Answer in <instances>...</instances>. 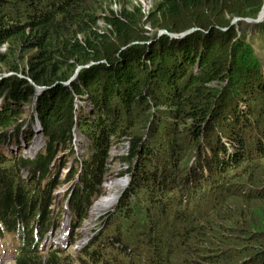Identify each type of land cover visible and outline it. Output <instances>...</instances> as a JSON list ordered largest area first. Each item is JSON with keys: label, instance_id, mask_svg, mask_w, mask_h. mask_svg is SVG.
I'll return each mask as SVG.
<instances>
[{"label": "trees", "instance_id": "obj_1", "mask_svg": "<svg viewBox=\"0 0 264 264\" xmlns=\"http://www.w3.org/2000/svg\"><path fill=\"white\" fill-rule=\"evenodd\" d=\"M262 9L264 0H156L148 14L134 0L118 10L101 0H0V71L11 73L0 77V219L27 232L38 207L31 196L48 198L58 184L26 182L29 162L5 151L34 134L17 110L29 102L53 154L71 144L78 125L96 150L91 167L100 165L102 180L113 141L130 144L122 168L139 188L102 218L99 235L112 241L78 253L87 264H264V215L250 207L264 200V123L236 140L231 156L219 127L225 122L239 133L247 117L264 111V62L240 30ZM252 27L264 42V22ZM233 84L242 89L233 92ZM34 85L45 92L37 100ZM245 96L259 100L239 102ZM149 123L158 143L168 133L167 143L143 138ZM1 152L14 156L8 166ZM156 160L163 164L153 166ZM31 164L44 177L49 161ZM31 244L15 264H46L39 255L62 253Z\"/></svg>", "mask_w": 264, "mask_h": 264}, {"label": "rangeland", "instance_id": "obj_2", "mask_svg": "<svg viewBox=\"0 0 264 264\" xmlns=\"http://www.w3.org/2000/svg\"><path fill=\"white\" fill-rule=\"evenodd\" d=\"M101 1H103L105 6H108L110 4V6L113 9L118 10L121 7L122 3L126 0H101ZM120 2H122V3H120ZM134 2L137 5H139L146 14H148L150 11H152L155 4H156V0H134ZM240 30L246 31L248 33L247 36L249 35L250 42H251L254 50L256 51L258 56L260 58H262V60L264 62V42H263L262 37H260V36H262V34L260 32H257V28L252 27V23L248 28H246L244 26H240ZM6 48L7 47H5L3 49V51H5ZM27 56H29V54ZM263 66H264V64H263ZM263 69H264V67H263ZM0 73H1L0 77H8L11 75V73H8V72L6 73V72L0 71ZM263 75H264V71H263ZM26 80L29 82L28 78H26ZM34 86H35V90L37 91L36 96H35V100H37L38 97H43L45 92H44V90H42V88L37 87V85H34ZM240 86L241 85L233 84L231 88L233 89V92H236L237 88H239ZM240 89H242V87H240ZM244 99H246V100H244ZM258 100L259 99H256L255 97L245 96V97H243L242 100L240 99L239 102L242 101L244 103L245 101H247L248 103H250V102H254V101L257 102ZM79 103H80V101H79ZM245 105L246 104H242L241 108H245ZM17 110L22 117H25L27 121L29 120V123L31 126L30 130H33V129L37 130V128L43 130V122H42L41 118H39L40 115L39 116L37 115L36 104H31L29 102L24 104V102H22L20 104V106L17 107ZM38 114H39V111H38ZM77 117H79L78 114H77ZM251 119H253L254 121H252ZM261 123H264V111H261L259 113H254V117H251V116L247 117L245 122H243L242 125L241 124L239 125V126L244 127V129L239 131V133H237V130L239 128L229 129L228 128L229 126H227L225 124V122L220 123L219 127L223 128L220 131L221 145H223L229 151V148L227 145H233L234 146L236 140L242 139L246 133H248L249 135H255V133L257 132L256 129L260 128L259 126L261 125ZM138 124H139V122H137V125ZM185 124L191 125V121L187 120V121H185ZM171 125H173V124H171ZM191 128L192 127L189 126L188 131H190ZM173 132H174V134H177L179 136H182V134H183V132L178 133L175 126L173 128ZM154 134H155V132L152 130V125L149 123V125L147 126V132L144 133L143 138H148L152 141H155V143H157L159 145H164L165 143H167L168 133H166L163 136V139H161V141L164 142V144L161 142L158 143ZM231 136H233L232 139H231ZM72 137H73V140L75 138L76 139L79 138L77 131H75L73 133ZM33 138L36 141H34L32 148H34L35 144L40 141V136H39V134H37V136L34 134ZM58 142H59L58 145H61L62 142L59 140H58ZM64 142L67 143L66 138H65ZM146 144L149 147V143H144L143 144L144 147H142V148H146L147 147ZM188 145L189 144L186 145V148L188 147ZM128 149H129V142H128L127 138H123L120 141L115 139L113 141V144L109 150L110 158L107 160V163L105 164L107 176L103 179V183H102L103 188L101 190V195L98 196V199L90 207V209L88 211V217L81 224V226L76 229V240H79L82 237L84 238V240H88V239L92 238V236L97 231H99V229H100V221H101L103 211H105L107 208H113L114 205L117 203L116 202L112 205L111 202H109L110 200H108L107 201L108 204H107L104 202V200H107L108 198H112V196L115 195L123 187V186L121 187L120 185L123 184V182L125 181L126 172H124L123 168H122L124 166V162H125V161H122V157L125 156V153L128 151ZM196 149H198V148H195L194 150H196ZM199 149H200V151H202V142H201V148H199ZM140 154H142V153H140ZM1 155L3 157L7 158L6 163L4 162V166H8L12 162L11 158L14 157L10 152H4V153L1 152ZM232 155H235V154H232ZM58 157H61L60 160L63 159L62 154H59ZM197 157L198 156L193 155L191 157V159L197 158ZM229 157L226 158L225 163L221 166L222 169L226 168L225 165H226V162L229 160ZM150 158L152 159L154 157H150ZM143 159H145V158H138V162L141 163V162L145 161ZM150 162L153 163V166L163 164V163L159 164V160H156V162H154V161H150ZM150 162H148V163L151 166L152 164ZM235 164H236V162L233 163V165H235ZM263 166H264V164H263ZM65 170H66V168H63L61 165H59V172L56 175L55 179L61 178L63 176L62 174ZM47 173H48L47 175L51 174V169L49 166H48ZM255 173H257V172H255ZM129 174H131V173H129ZM55 182H58V180H55ZM119 182H120V185L117 186V184ZM68 186H70L69 183H62L61 185L57 184V189H52V192H51L54 196H56L54 208L56 209L59 206L61 209L65 210V213L62 214V218H64L62 224L63 223L64 224L67 223V224L64 225L63 232L66 230L72 229L71 223H68L66 221V218L68 217V212L66 211V209L64 207V205L67 203L68 191H67L66 187H68ZM49 187L51 189V184L49 185ZM262 187H264V186H262ZM20 189L25 190V193H26V188L23 184L20 185ZM63 189H66V190H63ZM98 189H99V186L97 187L95 192ZM160 191H162V190L160 189ZM95 192L91 195V198L95 195ZM121 192H122V190L120 191V194H121ZM76 195H77V198L79 201H83V197H82L83 195L80 192V190L76 191ZM49 199L50 198L45 197L43 199V203L46 204L49 201ZM98 200L101 202H99L97 204ZM250 207L253 208L255 211L259 210L264 215V200L259 201V202L258 201L252 202L250 204ZM80 247H81L80 244L76 245L74 247L70 246V248H72V249L62 251V253L60 255L51 256L47 253H44V254L39 255L37 260H39V263H46V264H50L52 261H59L60 263H66V264H87V262L84 260L85 258H82L81 256L78 255L79 250H81V249H79ZM0 264H15V262L12 263V261H7V262H3Z\"/></svg>", "mask_w": 264, "mask_h": 264}, {"label": "clouds", "instance_id": "obj_3", "mask_svg": "<svg viewBox=\"0 0 264 264\" xmlns=\"http://www.w3.org/2000/svg\"><path fill=\"white\" fill-rule=\"evenodd\" d=\"M37 87H39V86H37ZM39 88H42V87H39ZM42 90H43V88H42ZM75 127L72 130V135L75 131H77L79 138L78 139L75 138L73 140V137L71 136L73 143L71 142V144H69L65 150L59 149L54 154L47 149V144H48L49 140L46 138L45 133H43V130L39 129V128H37V130H35V129L32 130L36 136H37V134H39V136H40V141L35 144L34 148H32V147H33L34 141H36V140H33L30 143H22V144L11 143L9 146H7L5 148V151H16L17 153H22L23 161L24 162L27 161L30 164L33 163V161H35L37 159H43L45 161L46 160L49 161L48 166L51 169V174L47 175L48 174L47 173L48 166H47V169L44 171V177L46 178L47 183L45 184L44 187H48L50 184L54 183L55 180H58V182H55V183H58V185H61L62 183H69V184H74L77 188L79 186L85 185V183L87 181H90V180L93 181V185H90L89 191H88L90 194L87 196L83 192V194H82L84 196L83 201H79L78 199H76L75 195H71V196L67 195V197H71L72 202H71L70 206L65 208V209L68 212V217H72V219H73V228L71 230L65 231V232H63V227L65 224L64 223L62 224V222L64 220V218H62V214L65 213V210L61 209L59 206L56 209L54 208L56 196H54L51 193L50 197H48L50 199L46 204L43 203V199L36 200L37 199L36 197L31 196L32 199L37 201V203L35 205H37L38 207H37V210L35 212L34 220L31 222V224L29 226L26 227L27 233L31 234L33 231H37L38 233L42 232L45 235L51 233V236H53L56 231H60V233L63 235L64 234L67 236L70 235V241L66 245V248H64V249H58V248L37 249L36 248L39 253H44V251L48 252V251H50V249L64 251V250L72 249V248H70V246L74 247V246L79 245V244L81 245V247L79 248L81 250H79V252H81L83 250L88 249L93 243H98V241H100V240L102 242H107V241L111 242L112 241V239L107 237V236H100L99 235L100 229H99V231H97L92 236V238H90L88 240H84L83 237L79 240H76V229L78 227H80L81 224L88 217V211H89L90 207L98 199V196L101 195V190L103 188V185H102L103 180H102V178L100 179V175L102 176V174L104 172H102L100 170V168H99L100 165H98L97 163L93 167H91V163L95 162L94 155L96 153V150L93 147V145H91L90 141L82 134V132L80 130H78V125H75ZM34 134H33V136H34ZM227 146L229 148V151L227 150L228 155H232V154L236 153V151H237L236 147L231 146V145H227ZM129 147H130V144H129ZM59 154H62V156H63L62 160H60L61 157H58ZM79 155L80 156H91L92 159H91L90 163H87L85 165V171L82 174L79 181L77 183H74L73 181L76 179V177L78 176L79 173L75 169V167H73V168L70 167L68 165V163L71 162L72 157L77 158ZM31 165H33V164H31ZM59 165H61L63 168H66V170L63 172V174H62L63 176L61 178L55 179L56 175L59 172ZM124 165L127 166V163H125ZM22 168H23L22 169V177L24 179H26V182L32 181L33 178L39 179L41 181L40 176L43 174L42 170L37 169V168H35V166H33L30 173L28 175H26V174H24V170L29 169L28 165L22 166ZM124 172H126V176H125L126 184L122 189H120V191L122 190L121 194H120V191L118 192V198L116 200L117 203L115 202L116 204L113 207L114 209H121L123 206L122 202H125V199L127 197L136 195L135 193H132V191L139 188L138 181L132 177V174H129V171H124ZM70 174H72V176H70ZM106 176H107V172H105L104 178ZM148 176L150 177L151 174L150 175H148V174L143 175V177H148ZM150 181H151L153 187L160 186V185H162V182H163V183H166L163 185L169 186L168 187L169 191L172 190L169 183L167 181L161 179L158 176L153 175L152 177H150ZM25 183H24V186H25ZM98 186H99V189L95 192V190L97 189ZM73 187L74 186H72L71 190H74ZM25 188H26V186H25ZM83 188H82V190H83ZM55 189H57V188H55ZM66 189H63V190H66ZM94 192H95V195L91 198V195ZM110 209H112V208H107L105 211H103L101 221H100V228L102 226V218L107 216L106 213ZM44 210H46V215L44 217H42ZM1 221L6 223L4 220H1ZM10 223L12 225L11 221H9L6 224H10ZM17 228L24 231V229L22 227H17ZM116 244L119 245L118 243H116ZM130 247H132L131 248L132 251H135L134 246H130ZM22 253H23V250L20 251L19 255L17 256V259L21 256ZM17 259L13 260L12 263L15 262ZM247 264H260V263H257L255 261V263H247Z\"/></svg>", "mask_w": 264, "mask_h": 264}, {"label": "bare ground", "instance_id": "obj_4", "mask_svg": "<svg viewBox=\"0 0 264 264\" xmlns=\"http://www.w3.org/2000/svg\"><path fill=\"white\" fill-rule=\"evenodd\" d=\"M262 11H263V9H262ZM261 14H264V13H261ZM31 104H32V103H31ZM125 184H126V181H124L123 184H121V185H120V182H119V183L117 184V186L120 185L121 187H122V186L124 187ZM123 187H122V188H123ZM122 188H121V189H122ZM119 191H120V190H119ZM119 191H118V192H119ZM118 192H117L116 194L114 193L115 195H113L112 198H108L107 200H104V202L107 203V201L110 200L109 202H111V204H114V203L116 202L117 198H118ZM99 202H101V201L98 200V201H97V204H98ZM107 204H108V203H107ZM36 206H37V205H36ZM32 211H33V210H32ZM66 221H67L68 223H71V225H72L71 228H73V219H72V217H68V218L66 219ZM66 224H67V223H66ZM66 224H65V225H66ZM63 228H64V227H63ZM68 229H69V228H68ZM66 231H69V230H66ZM64 232H65V231H64Z\"/></svg>", "mask_w": 264, "mask_h": 264}, {"label": "water", "instance_id": "obj_5", "mask_svg": "<svg viewBox=\"0 0 264 264\" xmlns=\"http://www.w3.org/2000/svg\"><path fill=\"white\" fill-rule=\"evenodd\" d=\"M262 13V10L259 12V14L257 15L256 18H247L245 19L248 23H252V24H259V23H263L264 22V14H261ZM238 20H241V19H236L234 21L237 22Z\"/></svg>", "mask_w": 264, "mask_h": 264}]
</instances>
